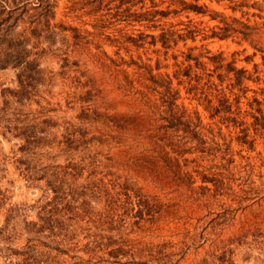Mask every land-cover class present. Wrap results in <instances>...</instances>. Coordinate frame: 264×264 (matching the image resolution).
Returning <instances> with one entry per match:
<instances>
[{
	"label": "rangeland",
	"instance_id": "1",
	"mask_svg": "<svg viewBox=\"0 0 264 264\" xmlns=\"http://www.w3.org/2000/svg\"><path fill=\"white\" fill-rule=\"evenodd\" d=\"M184 1L204 12L155 0L173 12L137 22L148 0L120 13L116 0H53L55 34L24 46L33 64L0 66V264H264V119L247 114L264 90V0H236L234 11ZM232 17L254 26V46L212 36ZM161 27L188 36L163 52L149 36ZM193 46L245 70L238 109L221 115L216 87L202 89L206 103L171 76ZM148 69L171 77V110ZM19 72L30 75L23 89ZM127 183L148 199L139 216Z\"/></svg>",
	"mask_w": 264,
	"mask_h": 264
},
{
	"label": "trees",
	"instance_id": "2",
	"mask_svg": "<svg viewBox=\"0 0 264 264\" xmlns=\"http://www.w3.org/2000/svg\"><path fill=\"white\" fill-rule=\"evenodd\" d=\"M148 1L149 7L151 8L150 11L144 10L136 15H134L135 12L131 14V16H135V21H150L155 17L164 18L169 13L173 12L172 10L167 9H157L156 6L158 4L155 0ZM215 1L220 2L223 0ZM226 1L233 3V5H229V8L232 11L242 5V1ZM30 2L31 0H0V66L11 65L12 67L20 70L29 68V66L33 64V62H31L33 60L30 62L25 60L29 54V49L25 50L24 46L27 45L30 48L35 47L36 43H39L42 39H46L48 42L49 38L55 34L52 30H50L49 26V19H51L54 15L55 3L53 0H36V5L29 8L28 4ZM144 3L145 0H116L115 11L118 13L123 11L128 12L130 7L135 5H139V8L143 9ZM179 4L181 5L182 10L193 11L195 13L204 12L203 5H197L196 3L184 0H180ZM28 10H31V12ZM19 22L22 24L20 25L21 30L19 32H14L13 26H17ZM220 22L222 24L221 27H219L220 33L213 32L212 36L224 38L230 33H235L239 36L240 40L254 46V37L257 34V30H255L253 25L246 24L234 17L228 19V21L221 19ZM149 36L151 38L150 43H159L163 52H166L168 48L176 44L179 40L184 41L188 35L181 34L170 28L161 27L156 35ZM143 38V36L139 35L135 39H132V41L140 42L144 40ZM194 49V46L187 47L183 52H181V60L173 63L171 76L177 80L180 77H184L185 79L181 80L180 83H185L186 87H193L194 94L198 92L197 94H199V98L206 103H210L211 100L206 97L207 94H204L202 89L205 87H208V89H210L209 87H216L212 88L215 90V93L212 96L217 103L215 104L216 106L212 107V109L214 111L216 110L215 112L220 113L221 115L232 112L231 106L238 109L239 96L233 91V89L240 91L241 87H246L244 85V81L249 80V78L244 75L245 70L235 68L233 60L224 62L217 54L209 55L207 50L193 53ZM158 52L159 50H157V53ZM172 58L175 60L176 56L172 55ZM202 58H204L205 61H202ZM63 61L66 62V59H63ZM22 64L23 67L21 66ZM206 64L211 65V68H207ZM162 66L166 67L167 64ZM159 67V59H155L154 65L150 69L158 70ZM34 72L38 73L39 70L35 69ZM147 72L149 80L155 84L156 88L161 89V91H158V94H160L159 97L161 99V104L165 105L168 110H171L170 107L173 105V101L175 100V93H171L169 87L171 77L169 75H164L160 76L159 79H156L151 74V70L148 69ZM212 76H215L217 81L212 80ZM26 77H30V75L26 76L20 72L17 74V83L20 89H23L27 85L31 84L26 81ZM203 79L204 82L199 85L200 81ZM226 87H228L227 92L224 90ZM260 94V98L253 97L251 102L247 104L249 109L247 114L254 120L259 117L264 119L263 89L260 90ZM208 109L210 110L211 108L207 107V110ZM182 128L192 139L197 140L198 143H203L198 131L188 128L187 124H183ZM80 138H82L81 140H85L83 139L82 134L80 135ZM92 139L94 140L96 138L92 136ZM129 186L130 185L127 183L124 186L119 187L125 197H129L130 194L136 197L135 201L132 202L131 207L133 209L137 208V214L134 216H139L141 214V209L147 206L148 199L144 196L138 195L137 191H128L132 189H130ZM125 202L126 201H124V204ZM129 203L131 202L128 201L126 206ZM11 264H30V261L25 259L15 261Z\"/></svg>",
	"mask_w": 264,
	"mask_h": 264
}]
</instances>
